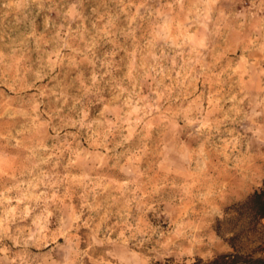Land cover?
<instances>
[{"label": "clouds", "instance_id": "1", "mask_svg": "<svg viewBox=\"0 0 264 264\" xmlns=\"http://www.w3.org/2000/svg\"><path fill=\"white\" fill-rule=\"evenodd\" d=\"M264 0H0V264H264Z\"/></svg>", "mask_w": 264, "mask_h": 264}, {"label": "trees", "instance_id": "2", "mask_svg": "<svg viewBox=\"0 0 264 264\" xmlns=\"http://www.w3.org/2000/svg\"><path fill=\"white\" fill-rule=\"evenodd\" d=\"M255 203H256V205L264 208V197L257 196Z\"/></svg>", "mask_w": 264, "mask_h": 264}]
</instances>
